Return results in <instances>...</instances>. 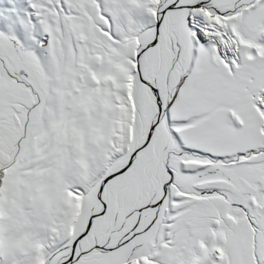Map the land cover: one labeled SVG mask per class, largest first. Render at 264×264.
<instances>
[{
    "label": "snow or ice",
    "instance_id": "1",
    "mask_svg": "<svg viewBox=\"0 0 264 264\" xmlns=\"http://www.w3.org/2000/svg\"><path fill=\"white\" fill-rule=\"evenodd\" d=\"M0 264H264V0H0Z\"/></svg>",
    "mask_w": 264,
    "mask_h": 264
}]
</instances>
